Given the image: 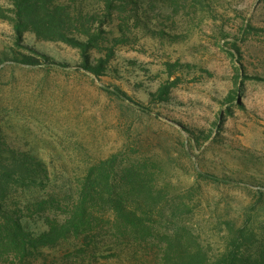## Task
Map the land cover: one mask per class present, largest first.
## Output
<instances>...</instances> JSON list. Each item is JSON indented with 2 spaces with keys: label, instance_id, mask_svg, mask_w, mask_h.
Here are the masks:
<instances>
[{
  "label": "rangeland",
  "instance_id": "1",
  "mask_svg": "<svg viewBox=\"0 0 264 264\" xmlns=\"http://www.w3.org/2000/svg\"><path fill=\"white\" fill-rule=\"evenodd\" d=\"M76 3L98 11L104 30H123L124 43L107 56L108 47L82 53L26 32L23 44L61 63L28 66L5 58L26 50L0 19V153H26L48 173L45 186L13 190L8 204L74 196L87 168L110 156L118 167L145 160L174 200L186 195L179 217L208 253L241 231L244 255L264 254V0H202L178 13L143 1L109 15L97 0ZM84 58L103 66L87 71ZM175 61L196 67L168 78L166 64ZM176 76L167 96L157 97ZM115 86L147 109L115 96ZM26 222L45 227L37 216ZM160 251L153 238L133 258L95 259L70 243L44 255L47 264H154Z\"/></svg>",
  "mask_w": 264,
  "mask_h": 264
},
{
  "label": "trees",
  "instance_id": "2",
  "mask_svg": "<svg viewBox=\"0 0 264 264\" xmlns=\"http://www.w3.org/2000/svg\"><path fill=\"white\" fill-rule=\"evenodd\" d=\"M143 1L167 7L172 13L202 3V0H97L98 10L106 15L136 8ZM98 17V11L86 10L76 0H7V6L0 5V19L12 24L15 44L26 52L5 58L28 66L59 63L23 44L26 32L41 40L76 46L82 53L108 47L109 56L127 36L121 29L119 36L112 30H104L96 24ZM81 66L97 74L103 65H93L84 58ZM195 67L175 61L166 64V71L171 78L178 71H191ZM200 71L210 75L207 70ZM180 80L179 76L168 79L158 89L157 97H166ZM112 93L134 102L117 86ZM154 175L145 160L118 167L115 156H110L87 168L74 196L62 200L42 198L18 207L8 204L9 193L45 186L48 173L41 162L26 153L14 149L0 153V264H47L45 249L68 243L77 251L87 253L88 249L95 259L118 255L133 258L136 247L153 238L158 239L161 250L154 264H264V254L244 255L248 238L241 231L232 232L230 242L221 252L208 253L179 217L188 209L185 201L179 200L186 195L174 200L155 183ZM34 216L43 220V230L28 228L26 220ZM103 216L106 218L102 219Z\"/></svg>",
  "mask_w": 264,
  "mask_h": 264
}]
</instances>
